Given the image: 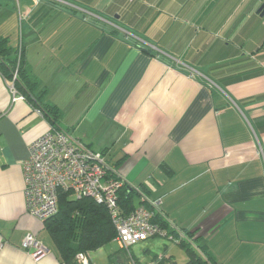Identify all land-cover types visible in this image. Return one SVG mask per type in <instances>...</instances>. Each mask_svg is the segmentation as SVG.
Instances as JSON below:
<instances>
[{
  "label": "crops",
  "instance_id": "1",
  "mask_svg": "<svg viewBox=\"0 0 264 264\" xmlns=\"http://www.w3.org/2000/svg\"><path fill=\"white\" fill-rule=\"evenodd\" d=\"M210 2L0 0V16L27 21L10 45L24 46L36 94L46 88L60 128L138 192L135 207L155 203L177 238L199 230L215 264H264V0ZM50 127L0 74V264H63L25 198L29 145ZM29 235L44 254L25 248ZM140 244L150 264L179 263L176 247L188 261L168 238ZM130 252L115 238L85 253L89 264H148Z\"/></svg>",
  "mask_w": 264,
  "mask_h": 264
},
{
  "label": "built area",
  "instance_id": "2",
  "mask_svg": "<svg viewBox=\"0 0 264 264\" xmlns=\"http://www.w3.org/2000/svg\"><path fill=\"white\" fill-rule=\"evenodd\" d=\"M17 72L9 88L14 97H22L14 85ZM23 174L27 211L42 222L57 213L60 191H65L74 197H88L104 204L115 224L116 240L129 255L133 246L156 236L177 244L182 240L189 241L187 236L177 238L153 222L158 212L155 203L153 208L142 203L131 212H125L118 201L119 191L127 186L125 179L107 164L101 153L92 150L67 130L51 126L33 140L29 145V158L23 164ZM24 246L35 250L34 256L46 252L33 235L27 236ZM77 261L89 264L88 254L79 253Z\"/></svg>",
  "mask_w": 264,
  "mask_h": 264
},
{
  "label": "trees",
  "instance_id": "3",
  "mask_svg": "<svg viewBox=\"0 0 264 264\" xmlns=\"http://www.w3.org/2000/svg\"><path fill=\"white\" fill-rule=\"evenodd\" d=\"M16 71L18 72L14 85L17 91L27 100H35L53 128L62 129L59 126L62 112L56 105L43 101L47 89H40L36 94L40 82L25 61L24 46L14 48L10 45L8 37L0 35V74L10 84L13 82ZM129 190L130 188L125 186L119 191L118 201L125 212H131L136 208L134 196L138 195V192H129ZM153 222L159 224L162 229L175 233L169 230L168 223L159 212L155 214ZM44 223L60 250L63 264H77L76 256L79 253L99 249L115 239L117 235L111 214L104 204H99L88 197L77 198L65 191H60L57 213ZM188 235L189 241L182 240L180 243L188 255V261L184 264H215L207 252L206 241L203 242L204 239L199 230L188 232ZM195 242L198 243V247L192 245ZM154 259L161 261L158 264H179L172 258L164 256H161L160 260L159 256Z\"/></svg>",
  "mask_w": 264,
  "mask_h": 264
},
{
  "label": "rangeland",
  "instance_id": "4",
  "mask_svg": "<svg viewBox=\"0 0 264 264\" xmlns=\"http://www.w3.org/2000/svg\"><path fill=\"white\" fill-rule=\"evenodd\" d=\"M217 1L218 0H212V2H210L207 5V8H211V6L214 5V4L223 5V3H218ZM14 11L16 13L15 9H14ZM18 11L19 10L17 9V13H18ZM17 13H16V15H18ZM223 14H224V11L220 10L219 15H220V17H222V21H224L223 20ZM13 17H16V16L13 15ZM15 20H16V23H14L15 21L11 19V15H7V16L2 17L0 19V31L3 32V34H5V36H9L10 43L15 42L14 44L19 43V38L21 37L20 34H22L23 29H24V31H26L25 27H26V24H27V21H24V19H22V18H20L19 21H17L16 18H15ZM187 237H188V239L190 238L189 236H187ZM156 240H159V239H156ZM139 244L134 246V247H132V251L134 252V254H136V256L141 258V262L142 263H146V261H148V264H150L151 263L150 258H147L148 260H146V257H148V256L143 251V248L145 246L143 244H140V245ZM157 244H159V246H160V248H158V249H160V251L165 250V248H164V246L162 244H160L159 242H157ZM176 248H177L178 251H176V253L175 254L173 253V254L178 258L179 263L184 264L185 261H186L185 259H187V256L184 254V251L182 249H180L178 247H176ZM132 260L135 261V264H137L136 263L137 261L135 259L132 258ZM144 260H146V261H144ZM160 262L155 260L154 264H158Z\"/></svg>",
  "mask_w": 264,
  "mask_h": 264
},
{
  "label": "water",
  "instance_id": "5",
  "mask_svg": "<svg viewBox=\"0 0 264 264\" xmlns=\"http://www.w3.org/2000/svg\"><path fill=\"white\" fill-rule=\"evenodd\" d=\"M258 13L259 15L264 16V6L259 9Z\"/></svg>",
  "mask_w": 264,
  "mask_h": 264
}]
</instances>
